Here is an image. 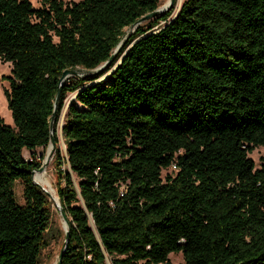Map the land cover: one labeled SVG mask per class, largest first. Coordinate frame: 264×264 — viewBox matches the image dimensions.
<instances>
[{
  "label": "trees",
  "instance_id": "obj_1",
  "mask_svg": "<svg viewBox=\"0 0 264 264\" xmlns=\"http://www.w3.org/2000/svg\"><path fill=\"white\" fill-rule=\"evenodd\" d=\"M159 1L0 0V264L47 245L52 201L23 151L48 147L66 69L85 75L62 83L53 124L60 264H264V160L248 156L264 147V0H183L133 29Z\"/></svg>",
  "mask_w": 264,
  "mask_h": 264
},
{
  "label": "rangeland",
  "instance_id": "obj_2",
  "mask_svg": "<svg viewBox=\"0 0 264 264\" xmlns=\"http://www.w3.org/2000/svg\"><path fill=\"white\" fill-rule=\"evenodd\" d=\"M34 8L40 7V2L39 0H29ZM64 2H79L81 0H63ZM165 1L169 0H160L159 1V7H162L165 5ZM183 0H175L174 2V7H173V13L171 17H173L176 12L178 11L179 7L181 6ZM144 23V22H142ZM141 23V24H142ZM163 22H160L159 25H163ZM125 31H129V29H125ZM10 69L11 65L9 63H2L0 62V117L3 119L4 123L9 126H13V121L12 117L10 114V111L7 107V101L5 97V91L9 87V83L7 80V77L10 76ZM100 72V71H99ZM96 72V73H99ZM94 73V74H96ZM85 74L83 71H79V73L76 76H68L69 77H83ZM107 75V74H106ZM106 75H103L100 77L97 81H102L106 78ZM74 100V94H69L67 98L65 99L64 107L59 115V119L57 122L56 126V133H57V140H58V145L57 148H60L62 152H64V144H63V138H62V133H61V127L64 124L65 117L67 114V107L68 105ZM54 151L52 155L49 157L47 166L45 169L40 172L44 173L45 178L47 181L50 183L51 188L53 189L54 194H50L51 198V222L49 224L47 233H46V241L47 245L44 249H42L40 258H39V264H55L58 259V255L60 253V250L63 246V241H64V231H65V224L64 221L59 213V210L56 207V204L53 199L57 200V196L55 193V188H54V182H55V174H54V167H53V156L55 154V149L56 146L54 145ZM49 148L47 149H42V148H37L34 151H23V157L27 160H30L31 158H35L38 161H41V164L44 162V159L48 155ZM248 156L253 160L255 164V168H258L261 160H264V147H257L255 148ZM174 169L169 168L167 170L162 171V177H164L166 174H174ZM36 173L33 175V179H35ZM36 181V180H35ZM39 187L42 189H47L45 186L38 184ZM14 194H15V199L18 204H23L24 199H23V186L21 183L16 182L14 187ZM105 264H111L109 259L105 261ZM168 264H184L182 255L180 253H171L169 255V263Z\"/></svg>",
  "mask_w": 264,
  "mask_h": 264
},
{
  "label": "water",
  "instance_id": "obj_3",
  "mask_svg": "<svg viewBox=\"0 0 264 264\" xmlns=\"http://www.w3.org/2000/svg\"><path fill=\"white\" fill-rule=\"evenodd\" d=\"M174 2H175V0H169L162 7H158L156 10H154V11L146 14L145 16L141 17L138 21H136L134 23L132 28L135 29L142 22L147 21L148 19L156 17V16H159V15H164L165 13L169 12L174 7ZM174 17H175V15H174ZM128 36H129V34L127 35V37ZM127 37L125 39H127ZM120 46H121V44L116 48L114 53L111 54V56L108 58V60L103 65H101L97 69H95V71L93 73L99 72L103 68L108 66V64H110L113 61V59H114L117 51L119 50ZM79 71H82V70H80V69H66V70L63 71V73H62V75L60 77L58 91L56 93V96H55V99H54V103H53V112H52V115H51V118H50V122H49L50 142H49V145L47 147V149L49 148V152H48V155L46 156V158L44 159V162L41 164L40 168L37 169L36 171H34L33 175H34V173H40V172H42L45 169V167L47 166L49 157L52 155V153L54 151L53 147H54L55 144H54V139H53V135L52 134H53V124H54V120H55V116H56L57 104H58V100H59V96H60V90H61L60 87L62 86V83L68 78V76H70V75L76 76L79 73ZM33 181H34V179H33ZM34 183L37 184L35 181H34ZM43 190L45 192H47L45 189H43ZM47 193L49 194V192H47ZM49 196H51V195L49 194ZM53 200H54V202L56 204V207L59 210V213H60V215H61V217H62V219L64 221V224H65L63 246H62V248L60 250V253L58 255L57 262L55 263V264H60L62 256H63V253H64V250H65V247L67 246V243H68V240H69L68 219H67V217L65 215L64 210L61 208L58 199L57 200L53 199Z\"/></svg>",
  "mask_w": 264,
  "mask_h": 264
},
{
  "label": "bare ground",
  "instance_id": "obj_4",
  "mask_svg": "<svg viewBox=\"0 0 264 264\" xmlns=\"http://www.w3.org/2000/svg\"><path fill=\"white\" fill-rule=\"evenodd\" d=\"M166 3H167V1H165L164 4H166ZM34 181L37 184H40V185L45 186V188L47 189V192H49L51 195L54 194L53 189L51 188L50 183L47 181V179L44 176V173H36V176H35Z\"/></svg>",
  "mask_w": 264,
  "mask_h": 264
},
{
  "label": "built area",
  "instance_id": "obj_5",
  "mask_svg": "<svg viewBox=\"0 0 264 264\" xmlns=\"http://www.w3.org/2000/svg\"><path fill=\"white\" fill-rule=\"evenodd\" d=\"M173 169H175V166H172Z\"/></svg>",
  "mask_w": 264,
  "mask_h": 264
}]
</instances>
